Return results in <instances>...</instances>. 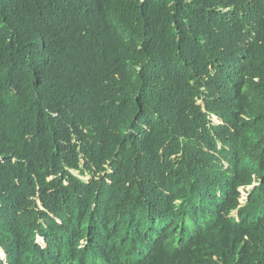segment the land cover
I'll list each match as a JSON object with an SVG mask.
<instances>
[{
	"label": "trees",
	"instance_id": "trees-1",
	"mask_svg": "<svg viewBox=\"0 0 264 264\" xmlns=\"http://www.w3.org/2000/svg\"><path fill=\"white\" fill-rule=\"evenodd\" d=\"M0 246L264 264V0H0Z\"/></svg>",
	"mask_w": 264,
	"mask_h": 264
},
{
	"label": "clouds",
	"instance_id": "clouds-1",
	"mask_svg": "<svg viewBox=\"0 0 264 264\" xmlns=\"http://www.w3.org/2000/svg\"><path fill=\"white\" fill-rule=\"evenodd\" d=\"M242 192V199H241V203L244 204L246 201V194L245 191L243 189H241ZM35 242L40 245L42 248H45V240L40 236V235H36V239ZM0 261H2L3 264H7V253L5 252V250L0 246Z\"/></svg>",
	"mask_w": 264,
	"mask_h": 264
},
{
	"label": "rangeland",
	"instance_id": "rangeland-1",
	"mask_svg": "<svg viewBox=\"0 0 264 264\" xmlns=\"http://www.w3.org/2000/svg\"><path fill=\"white\" fill-rule=\"evenodd\" d=\"M86 180H88L89 177H84ZM246 194V193H245Z\"/></svg>",
	"mask_w": 264,
	"mask_h": 264
}]
</instances>
